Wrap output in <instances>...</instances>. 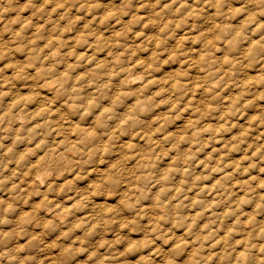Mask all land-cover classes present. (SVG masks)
<instances>
[{"label":"clouds","instance_id":"9594fccd","mask_svg":"<svg viewBox=\"0 0 264 264\" xmlns=\"http://www.w3.org/2000/svg\"><path fill=\"white\" fill-rule=\"evenodd\" d=\"M177 70L186 86L149 85ZM250 78L220 119L225 98ZM197 83L190 111L175 120L177 108L166 127L154 122L171 107L163 101L182 107ZM160 87L167 92L155 97ZM206 124L211 132L194 134ZM262 170L264 0H0V264H264Z\"/></svg>","mask_w":264,"mask_h":264},{"label":"rangeland","instance_id":"374dc122","mask_svg":"<svg viewBox=\"0 0 264 264\" xmlns=\"http://www.w3.org/2000/svg\"><path fill=\"white\" fill-rule=\"evenodd\" d=\"M109 16L110 15H115V12L114 11H110L109 13ZM107 14V15H108ZM148 27V25H146L145 24V28H147ZM117 35H119V33H117ZM143 35H144V33L143 32H140V33H138L137 34V38L139 39V38H141V37H143ZM195 37V36H194ZM196 39H197V36L195 37ZM77 44H79V42H80V40L81 39H83V34L81 33V34H79L78 36H77ZM152 39V37L151 36H149V40H151ZM195 39V41L196 42H198V39L196 40ZM193 42V43H196V42ZM159 45H158V44ZM157 43H156V47L158 48V47H160V41L159 40H157ZM158 45V46H157ZM177 45H179V47H183V43H182V46H180L181 44H177ZM145 50V49H144ZM145 51H147V49L145 50ZM217 51H219V48H217ZM85 54L84 53H81V55H80V57H78L77 59H81V58H83V56H84ZM134 55H135V53H134ZM174 56H175V53H173L171 56H169L168 57V59L167 60H165L164 61V63H163V65L166 67L167 65H168V62H169V60H171V61H173L174 62V60L176 59V56H175V58H174ZM91 59H94V57H89V63H91L92 62V60ZM91 61V62H90ZM227 62V61H226ZM101 63H103V62H101ZM143 63V61L142 60H138L137 61V64H136V66L137 67H139L141 64ZM166 63V64H165ZM183 61H182V64H181V66H183ZM151 65V64H150ZM162 65V67H164ZM71 67V66H70ZM152 67H153V65H151V66H147V68L145 69V71H149V70H151L152 69ZM148 69V70H147ZM191 70V69H190ZM201 71H203V69L201 68L200 69ZM156 71L157 72H159L160 71V69H156ZM179 74H178V73ZM177 74H175V76H177L179 79H180V77H181V75H187V73H181L179 70H177ZM167 76H170V77H167ZM175 76H172L171 74H166V78L163 80V81H159V80H156V79H153V80H151V81H149V85H152V86H154V85H156V84H162V85H167L168 83H169V80L170 81H172V83H171V87H172V89L173 88H176V90L177 89H179V88H181V87H183V84H181L182 83V81H181V79L179 80L178 78L176 79L175 78ZM171 77H172V79H176V81L180 84V86H179V84L176 82V81H173L172 79H171ZM83 78V74H81V76L80 77H78V79H82ZM169 78V79H168ZM253 79H249V80H247V81H243L244 83H241V84H245V86H243V85H240V86H243V87H245L244 88V90L245 89H247V88H249L248 86L250 85V82H252V84H253V81H252ZM181 82V83H180ZM133 83H135V81L133 82ZM177 83V84H176ZM249 83V84H248ZM256 83H258V81H256ZM175 84V85H174ZM251 84V85H252ZM258 85V84H257ZM147 86V85H146ZM184 86H186V85H184ZM195 86L196 85H194L193 86V89H192V94L187 98V101H186V103H184L183 104V106L181 107V105L179 104V102L177 101V102H170L169 100H165V101H163L162 102V106H164V105H166V104H169V103H171V107L170 108H168V112L167 113H164V114H162V118H161V116H157V117H155L154 118V122H156V121H160L161 123H160V126L161 127H166V126H168V125H170L171 123H174L175 121L171 118V116H170V113H173V112H176V110H177V108H181V110H180V112L179 113H177V115L175 116V120H180L181 118H182V116L185 114V113H187L188 111H190L191 110V105H192V103H193V100L195 99V97L199 94V92H200V89H201V85L200 84H198L197 83V86H196V88H195ZM243 87H240V90H241V88L243 89ZM175 90V89H174ZM244 90H242L243 92L240 94V92H239V95L240 96H245L246 95V93H244L245 91ZM167 92V88H165V87H160V88H158L155 92H154V96L156 97H159V96H161V95H164L165 93ZM244 93V94H243ZM122 95L121 96H125L126 94L125 93H121ZM127 95H130V94H127ZM119 96V97H118ZM116 98L117 99H115L114 98V103L116 102V101H118L119 100V98H120V94L118 95ZM233 97H226V99H225V103L226 104H228L229 106H228V108L226 109L228 112H230V113H228L227 111H225L224 113H222L221 114V117H220V119H223L225 116H228V115H230V114H232V111H230V104H231V106L233 105V108H235L236 107V105L240 102V100L242 99V98H239V99H237V97L236 96H238L237 94H235V95H232ZM239 96V97H240ZM229 98H232V100L233 99H235L236 100V104L235 103H233V102H235L234 100H233V102H232V100L230 99L229 100ZM258 98V97H257ZM260 98V97H259ZM258 98V99H259ZM25 101H30V97H24L23 98ZM226 100H227V102H226ZM231 101V102H230ZM238 101V102H237ZM20 101L19 100H17L15 103H19ZM252 102H254V101H252ZM139 103H142V101H138L137 102V104H139ZM233 103V104H232ZM160 105V106H161ZM250 105H251V102L250 101H246L245 102V107H250ZM161 106V107H162ZM235 106V107H234ZM210 107V108H209ZM212 108V105H208V109H209V111L210 110H212L211 109ZM233 108L231 107V110H233ZM214 110V109H213ZM212 110V111H213ZM206 113H202L201 114V116H200V118L199 119H195V120H193V119H189V120H192V121H194L195 123H199L200 122V120L201 119H204V118H206V115H205ZM166 115V116H165ZM255 118V119H254ZM250 119V122L251 121H255L256 119H258V117L257 116H252V117H250L249 118ZM253 119V120H252ZM189 120H187V121H189ZM186 121V122H187ZM197 121V122H196ZM186 122H185V125H186ZM185 125H184V128L185 129H188V128H186L185 127ZM194 127H196V126H194ZM236 127V125L235 124H233V128H235ZM212 129H213V125H211V124H206L205 126H204V128L203 129H199L198 130V132L196 131L194 134H200V133H207V132H211L212 131ZM247 130H245V129H243L242 130V132H245V131H247V132H245V134L244 135H242V133L240 132L239 134H238V137L239 136H242V138L243 137H245L246 136V134H248L249 133V128H246ZM73 130L75 131H77V129L76 128H73ZM227 129H226V126L225 125H221V126H219V127H217L216 129H215V134L217 135V136H219L220 135V133H221V131H226ZM73 131V134H75V132ZM178 132L180 131V130H177ZM200 131H202V132H200ZM251 131V130H250ZM155 134H158V132L157 131H154L153 133H152V135H155ZM169 135H175V133H170ZM237 136L235 137V136H233L232 137V140L233 141H235L236 140V138H238ZM176 139H177V142L178 143H180V142H183L185 139H186V135L184 134L183 135V133H181L180 135H178V136H176ZM241 142H243V140L241 141ZM216 144H220V140L219 139H217L216 140ZM209 145H208V143H205V145H204V147L205 148H207ZM238 146L239 145H237V144H235V143H233L232 144V146L231 147H228V152L229 153H232V152H236L237 150H238ZM250 147H252V146H250ZM249 147V148H250ZM217 151H220V149H218V148H213L212 150H211V152L209 153V156H208V159H211L212 158V154L213 153H215V152H217ZM260 151V149L258 148L257 149V151L255 152V153H253L254 155H256L258 152ZM253 155V156H254ZM223 159H225V157L223 156V155H221L220 156V160H223ZM247 160H249V157H247V156H244V157H242V158H240V159H238V160H236L235 161V166H236V168H235V170L236 171H239V169H240V167H241V162L242 161H247ZM201 163H203V161H201ZM219 163V160L217 161V164ZM231 163L229 164V166L227 165H225V167L227 168V167H231ZM238 166V167H237ZM205 167H206V165H205ZM207 168V167H206ZM217 169V170H216ZM169 171H171V169H169ZM220 171V169L219 168H214L213 169V173L212 174H216V173H218ZM264 171V170H263ZM215 172V173H214ZM248 172H249V168H245L244 169V171H243V173H241V175H243V176H247V174H248ZM203 179L205 180V181H207L208 179H209V176H205V177H203ZM252 179L253 180H255L256 179V177L255 176H253L252 177ZM246 182V183H245ZM245 184H247L248 183V181L247 180H245ZM220 183V181H217L216 183H214L213 185H212V188H210V191L209 192H212L213 191V189L215 190V187L217 186V184H219ZM264 181H261V184L259 185L260 187H262V188H264ZM237 186H239V182H237ZM207 187V186H206ZM203 190V189H202ZM243 198H245L244 200L246 201V196H244V195H241V197H240V204L241 205H243V204H245L246 202L244 201L243 202ZM196 199H198L197 197H196ZM214 202H216V203H214ZM80 203L81 202H76V204H71L70 202H69V204H68V206L67 207H65L64 209H63V212H64V215L65 216H70L72 213H73V211L75 210V209H78L79 208V205H80ZM197 204V203H196ZM214 204V205H213ZM210 205V206H209ZM209 207H208V210H209V212L211 211V209L212 208H214V207H216L217 206V201L215 200V199H213V200H211V202L209 203ZM194 206V205H193ZM195 207V206H194ZM258 207H259V205H258ZM230 209H225L224 210V213L222 214L223 216H221V222H224L226 219H227V217H228V215L230 214V212H228ZM111 211H112V209L111 208H107V209H105V215H108L109 213H111ZM226 212V213H225ZM199 213V214H198ZM211 213V212H210ZM212 215H215L214 213H211ZM200 215H202V213L200 214V212H196L195 213V215H194V217H193V219L194 220H197L198 218H199V216ZM225 216H226V218H225ZM225 219V220H224ZM251 219H254V217H252ZM82 226V221H78L77 222V225H76V228H77V230L79 229V227H81Z\"/></svg>","mask_w":264,"mask_h":264},{"label":"bare ground","instance_id":"6f19581e","mask_svg":"<svg viewBox=\"0 0 264 264\" xmlns=\"http://www.w3.org/2000/svg\"><path fill=\"white\" fill-rule=\"evenodd\" d=\"M109 15V14H108ZM114 15V14H113ZM147 25V24H146ZM196 37V36H195ZM195 37H193V42L195 41ZM197 39L199 40V37L197 36ZM196 39V40H197ZM184 40H186V37H181V40L180 41H178L177 42V44H181L180 46H182V41H184ZM196 42V41H195ZM209 43H212L211 41H209ZM158 44V43H157ZM159 45V44H158ZM157 45V46H158ZM156 46V45H155ZM178 47H179V45H178ZM146 50V49H145ZM170 58V57H169ZM174 58H175V56H174ZM91 60H93V59H91ZM175 61V60H174ZM203 61V56H201V59H200V61H193V63H200V62H202ZM91 62V61H90ZM166 64V63H165ZM181 64H182V62H181ZM149 66H151L150 64H149ZM164 66V65H163ZM165 67V66H164ZM148 70V69H147ZM178 73V72H177ZM177 73H175V74H177ZM179 74V73H178ZM182 76V75H181ZM167 77H170V76H167ZM175 78L177 79L178 77L177 76H175ZM169 79V78H168ZM171 79H172V77H171ZM176 79L174 80V79H172L173 81H176ZM179 79V78H178ZM197 79H199V77H197ZM180 80V79H179ZM170 81V80H169ZM253 81V80H252ZM134 82V81H133ZM177 82V81H176ZM178 83V82H177ZM176 83V84H177ZM181 83V82H180ZM241 83H244V82H241ZM259 83V82H258ZM257 83V84H258ZM179 84V83H178ZM182 84V83H181ZM246 84V83H245ZM245 84H241V85H243V86H245ZM249 84V83H248ZM251 84H252V82H250V85L248 86V87H250L251 86ZM175 85V84H174ZM196 86H197V84H195ZM179 86H180V84H179ZM184 86V85H183ZM196 86H195V88H196ZM243 86H240V87H243ZM147 87V86H146ZM246 87V86H245ZM245 87H243V89L241 88V90H240V94L243 92L242 90H244V88ZM173 89H175L176 90V88H173ZM180 89V88H179ZM244 93H246V92H244ZM243 93V94H244ZM247 94V93H246ZM122 94L120 93V96H121ZM233 95H235V94H233ZM238 96H236L237 97V99H239V98H242V96H240L239 94H237ZM240 96V97H239ZM119 97V96H118ZM117 97V98H118ZM157 97V96H156ZM231 97H233V96H231ZM117 98H115V99H117ZM259 98V97H258ZM257 98V99H258ZM226 99V98H225ZM232 100V98H229V100ZM236 99V98H235ZM235 99H233L235 102H233V100H232V102L233 103H235L236 104V100ZM241 101V100H240ZM226 102H227V100H226ZM231 102V101H230ZM238 102V101H237ZM251 103H253L252 101H250ZM232 103V104H233ZM234 105V104H233ZM233 105L231 106V104H230V111H232L231 110V107L233 108ZM136 106H138V104H136V105H134L133 106V110H134V108L136 107ZM162 106V105H161ZM229 106V105H228ZM235 107V106H234ZM210 108V107H209ZM212 109V108H211ZM213 110V109H212ZM212 110H210V111H212ZM208 111H209V109H208ZM227 111V110H226ZM228 112V111H227ZM228 113H230V112H228ZM206 115V114H205ZM166 116V115H165ZM255 119V118H254ZM193 120H195V119H193ZM253 120V119H252ZM197 122V121H196ZM161 123V122H160ZM197 125V123H195L194 121H192V120H189V121H187L186 122V125H185V127L186 128H188V129H195V127L194 126H196ZM209 125V124H208ZM247 127H245L244 129L245 130H247L246 129ZM77 129V128H76ZM198 130L199 129H197L196 131L198 132ZM251 129L249 128V131H250ZM72 131H74V130H72ZM76 131V130H75ZM74 131V132H75ZM244 131V130H243ZM248 131V130H247ZM247 131H245V132H247ZM200 132H202V131H200ZM245 132H242L241 131V133H242V135H244L245 134ZM156 135V134H155ZM184 135V134H183ZM248 134H246V136H247ZM236 137V136H235ZM241 141L243 140V138H242V136H239L238 137ZM238 138H236V140L238 139ZM242 143V142H241ZM251 145H249V147H250ZM239 147V146H238ZM251 148V147H250ZM258 149V148H257ZM257 149H256V151H257ZM255 153V152H254ZM254 155V154H253ZM255 156V155H254ZM235 163V162H234ZM227 166V165H226ZM228 166H229V164H228ZM232 166V165H231ZM206 167H207V165H206ZM238 167V166H237ZM235 168H236V166H235ZM217 170V169H216ZM263 171V170H262ZM215 173V172H214ZM246 183V182H245ZM261 184V183H260ZM207 186V185H206ZM264 186V185H263ZM210 188H212V186L211 187H208V191H210ZM213 191H214V189H213ZM212 191V192H213ZM245 198H243V202L245 201L244 200ZM216 200V199H215ZM245 202H247V201H245ZM196 203H198V199H196V197H193V205L195 206L196 205ZM214 203H216V202H214ZM214 205V204H213ZM210 206V205H209ZM208 206V207H209ZM228 210V209H227ZM211 212V211H210ZM228 212H230V210L228 211ZM226 213V212H225ZM199 214V213H198ZM200 214H201V212H200ZM223 216V215H222ZM224 217V216H223ZM225 218H226V216H225ZM225 220V219H224ZM223 223V222H222Z\"/></svg>","mask_w":264,"mask_h":264}]
</instances>
